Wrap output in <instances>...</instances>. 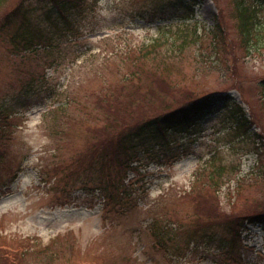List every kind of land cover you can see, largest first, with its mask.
Here are the masks:
<instances>
[{
	"label": "rangeland",
	"instance_id": "1",
	"mask_svg": "<svg viewBox=\"0 0 264 264\" xmlns=\"http://www.w3.org/2000/svg\"><path fill=\"white\" fill-rule=\"evenodd\" d=\"M26 1L42 21L50 0ZM83 1L92 4L76 24L35 52H17L0 29V106L12 108L0 121V264H264L258 227L232 243L221 229L211 242L186 240L223 216L233 229L231 215L264 212V47L245 46L233 0H203L192 20L151 27L133 22L147 0ZM259 14L264 22V6ZM211 95L244 102L252 129L235 133L219 109L131 140L137 164L116 167L110 188L125 199L104 206L91 170L80 172L95 152H110L123 126ZM155 221L176 229L165 251L145 229Z\"/></svg>",
	"mask_w": 264,
	"mask_h": 264
},
{
	"label": "trees",
	"instance_id": "2",
	"mask_svg": "<svg viewBox=\"0 0 264 264\" xmlns=\"http://www.w3.org/2000/svg\"><path fill=\"white\" fill-rule=\"evenodd\" d=\"M7 1L0 0V8ZM151 1L153 2L151 3ZM202 2L203 0H147L143 6L133 10V22L135 25L142 23L149 25L156 22L174 20L177 22L189 21L193 19L196 12L195 9ZM13 4L14 6L8 12H5L0 19V29L6 34L10 44L17 52L27 53L35 52L41 48V44L50 42L52 30L59 28L64 30L71 29L82 14H85L88 10L87 5L90 7L91 5L89 4L92 3H85L83 0H50L46 2L47 6L41 9L43 14L42 21L34 19L36 13H33V10L28 8L26 0H17ZM263 6L264 0H233L234 18L237 21L242 40L245 46L249 42L252 43L249 46V51L264 47V41L260 38L264 34V22L261 21L259 14L260 8ZM144 7L147 11L144 10ZM109 26L111 28L121 27L117 22ZM35 91L32 86L25 87L21 92V96L25 101L30 102ZM16 104L19 105V101L11 100L10 106H15ZM6 108L12 109L8 108V106H0V121L7 122V119L12 116L5 115ZM219 109L223 113H227L226 118L235 124L233 128L235 133L239 132L245 125L248 126V130L252 129L253 120L233 98L229 95H211L179 107L165 115L143 120L133 125L130 129L125 126L121 127L115 139L116 141L113 140L111 151L97 150L95 156H92L93 164L83 166L80 172L86 174L84 169L86 167L91 170L89 176H93L92 181H98V184L91 186V188L97 191L98 196L103 200L104 206L106 201H123L125 197L122 192L119 195H114L110 188L115 184V182L111 181L114 179L112 176L116 167L121 170H129L134 163L137 164L133 153L128 148L131 140L142 137L157 139L168 131L172 133L183 131L192 121ZM0 128H2L1 123ZM99 145L102 147L101 143ZM0 159H2V156H0ZM19 170L14 171L12 175H10L11 171L9 172L11 184L14 182ZM231 217L236 220L233 229L230 226L229 215L223 216L219 219L221 225L203 227L197 232L190 233L186 240H195L198 236L203 235L207 241L211 242L218 235L216 229H221L230 236L232 243L236 236H240V233L242 234L248 230V225L256 226L264 231V212L249 215L245 219H243L242 215L237 214L231 215ZM145 229L149 231L155 250L163 249L165 251V243L174 242L171 232L176 231V229L160 226L156 221L147 223ZM217 241L222 242L221 239H217ZM157 247L160 249H156Z\"/></svg>",
	"mask_w": 264,
	"mask_h": 264
}]
</instances>
